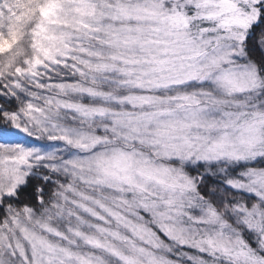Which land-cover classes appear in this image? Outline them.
I'll use <instances>...</instances> for the list:
<instances>
[{"label": "snow or ice", "instance_id": "6c2138e0", "mask_svg": "<svg viewBox=\"0 0 264 264\" xmlns=\"http://www.w3.org/2000/svg\"><path fill=\"white\" fill-rule=\"evenodd\" d=\"M0 264H264V0H0Z\"/></svg>", "mask_w": 264, "mask_h": 264}]
</instances>
